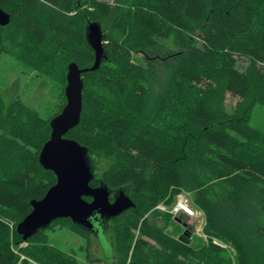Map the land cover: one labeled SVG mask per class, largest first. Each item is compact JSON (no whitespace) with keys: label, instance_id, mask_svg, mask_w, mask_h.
I'll return each instance as SVG.
<instances>
[{"label":"trees","instance_id":"trees-1","mask_svg":"<svg viewBox=\"0 0 264 264\" xmlns=\"http://www.w3.org/2000/svg\"><path fill=\"white\" fill-rule=\"evenodd\" d=\"M116 1L0 0L9 14L1 52L63 85L68 62L93 64L85 29L101 24L105 57L82 74L80 120L64 136L86 149L90 185H105L110 200L123 190L134 203L93 222L98 232L58 218L15 252L16 224L56 180L38 154L59 111L45 119L0 96V264H87L46 242L56 224L93 235L110 264H264V132L225 105L229 93L264 108V0ZM165 41L175 54L153 73L134 54L147 59ZM183 191L203 213L198 248L189 232L173 237L147 216Z\"/></svg>","mask_w":264,"mask_h":264},{"label":"water","instance_id":"water-1","mask_svg":"<svg viewBox=\"0 0 264 264\" xmlns=\"http://www.w3.org/2000/svg\"><path fill=\"white\" fill-rule=\"evenodd\" d=\"M8 22L9 14L0 7V26H5ZM85 39L94 52V61L85 68H79L74 61L67 64L65 104L50 119L49 138L38 154L39 164L44 169L51 170L56 180L40 199L30 200L31 211L16 224V232L24 242L58 218H69L73 223L92 230L93 222L105 223L107 219L134 206L123 190H119L110 200V192L105 185H90L93 173L86 149L76 140L64 136L80 120L82 74L98 69L105 57L103 31L99 22L87 23Z\"/></svg>","mask_w":264,"mask_h":264},{"label":"rangeland","instance_id":"rangeland-1","mask_svg":"<svg viewBox=\"0 0 264 264\" xmlns=\"http://www.w3.org/2000/svg\"><path fill=\"white\" fill-rule=\"evenodd\" d=\"M101 1L108 2L114 6H117V3H119L116 0ZM172 54H175V51L170 47L169 42L165 41L150 52L148 51L146 54L147 59H144L142 53L134 55L143 59L149 70L155 73L156 68L162 66V59L164 61ZM154 58L156 60H153ZM238 64L239 67H243L247 62L241 59ZM65 84L63 85L57 76L52 77L51 75H47L39 69L33 68L28 64H23L7 53H0V96L5 103L19 100L30 108L35 109L41 117L46 119L51 117L55 112H60L65 104L63 96ZM225 105L228 110L237 107L244 110L245 114H249L250 125L264 132V108L262 106L257 104L249 106L247 102L242 101L238 97L231 96L229 93L226 94ZM178 202L187 204L194 214L190 215L180 209ZM177 208L179 209L177 210ZM164 212L171 213L172 219L165 220ZM147 216L155 226L163 229V231L173 237H178L181 232H189L193 248H198L206 243V236L203 233V213L192 204L191 196L186 191L176 196L174 203L170 206H166L163 203L157 204L156 207L148 212ZM44 235L46 236V242L59 250L63 255H71L78 261L87 264H110V261L106 260V256L103 253L102 248L104 246L101 244V248L93 235L86 238L59 224L46 229ZM101 240L104 241L103 238ZM28 242L32 241H22L19 244L17 243V247L13 244L12 248L15 252H18L17 248L27 246ZM22 257L23 255H21ZM48 257L51 258L52 256ZM114 261L115 263L113 264H117L115 257ZM30 262L31 264H39L34 261Z\"/></svg>","mask_w":264,"mask_h":264},{"label":"built area","instance_id":"built-area-1","mask_svg":"<svg viewBox=\"0 0 264 264\" xmlns=\"http://www.w3.org/2000/svg\"><path fill=\"white\" fill-rule=\"evenodd\" d=\"M178 205H179V208L182 209L183 211H185L186 213H188L187 211H189L188 214H190V215L194 214L193 210L187 204L182 203V202H178ZM179 208H177V210Z\"/></svg>","mask_w":264,"mask_h":264},{"label":"flooded vegetation","instance_id":"flooded-vegetation-1","mask_svg":"<svg viewBox=\"0 0 264 264\" xmlns=\"http://www.w3.org/2000/svg\"><path fill=\"white\" fill-rule=\"evenodd\" d=\"M93 230H94L95 232H98L99 230H100V231L103 230V227L100 226L99 228H94Z\"/></svg>","mask_w":264,"mask_h":264}]
</instances>
